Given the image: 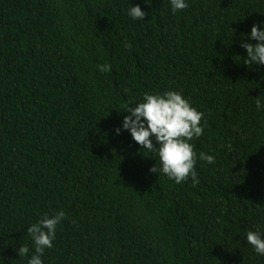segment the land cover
<instances>
[{"label":"trees","instance_id":"trees-1","mask_svg":"<svg viewBox=\"0 0 264 264\" xmlns=\"http://www.w3.org/2000/svg\"><path fill=\"white\" fill-rule=\"evenodd\" d=\"M187 2L0 0V264H28V227L59 210L43 264H264L246 241L264 234V65L240 46L264 0ZM169 89L204 114L195 187L115 131Z\"/></svg>","mask_w":264,"mask_h":264},{"label":"clouds","instance_id":"clouds-1","mask_svg":"<svg viewBox=\"0 0 264 264\" xmlns=\"http://www.w3.org/2000/svg\"><path fill=\"white\" fill-rule=\"evenodd\" d=\"M173 12L188 7L187 0H170ZM127 15L134 21H141L147 13L139 4H132L127 9ZM256 43L241 41L240 46L246 49L245 63L251 65H264V21L253 24L248 34ZM130 47V45H126ZM100 72H110L111 65L103 63L97 65ZM133 105H135L133 107ZM256 110L264 112V100L257 98ZM122 125L115 129L119 135L128 131L132 139L141 146V150L155 152L159 157L157 163L149 171L163 174L176 184H182L191 177L192 185L199 184L196 170L197 158L208 164L215 163V157L204 152L194 151V138L203 135L201 124L203 112L197 110L183 93L173 89L163 92H145L142 99L131 105H126ZM66 218L64 210H59L53 215L44 214L27 229L35 247V253L28 257V264H43L42 257L46 248L53 247L56 239V228ZM247 244H250L257 255L264 256V234L259 231H247ZM29 248L21 245L17 250L20 257H27Z\"/></svg>","mask_w":264,"mask_h":264}]
</instances>
